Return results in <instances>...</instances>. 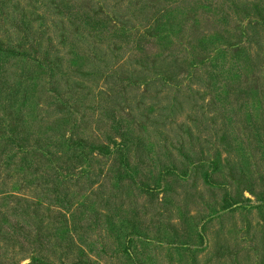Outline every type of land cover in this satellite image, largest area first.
I'll list each match as a JSON object with an SVG mask.
<instances>
[{
    "label": "rangeland",
    "instance_id": "obj_1",
    "mask_svg": "<svg viewBox=\"0 0 264 264\" xmlns=\"http://www.w3.org/2000/svg\"><path fill=\"white\" fill-rule=\"evenodd\" d=\"M0 42V264H264V0H0Z\"/></svg>",
    "mask_w": 264,
    "mask_h": 264
},
{
    "label": "trees",
    "instance_id": "obj_2",
    "mask_svg": "<svg viewBox=\"0 0 264 264\" xmlns=\"http://www.w3.org/2000/svg\"><path fill=\"white\" fill-rule=\"evenodd\" d=\"M8 50H11V48H7ZM6 48L3 47V44L0 42V51H7ZM10 52V51H8ZM78 147H82L83 149L87 148H93L94 150H99V153H112V150L108 146H100V145H95L93 143H89L87 140L83 139L79 143H77ZM116 147H118L119 153L121 156L125 157V150H126V145L122 142L120 144H116Z\"/></svg>",
    "mask_w": 264,
    "mask_h": 264
}]
</instances>
